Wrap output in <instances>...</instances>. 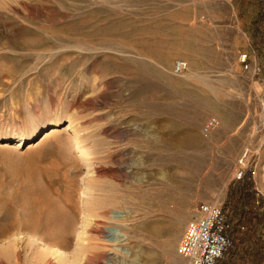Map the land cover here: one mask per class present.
Segmentation results:
<instances>
[{
  "label": "rangeland",
  "instance_id": "1",
  "mask_svg": "<svg viewBox=\"0 0 264 264\" xmlns=\"http://www.w3.org/2000/svg\"><path fill=\"white\" fill-rule=\"evenodd\" d=\"M204 201L227 209L220 264H264V0H0L4 264L85 240L104 264H188L177 244ZM46 213L70 224L63 244L24 229Z\"/></svg>",
  "mask_w": 264,
  "mask_h": 264
},
{
  "label": "built area",
  "instance_id": "2",
  "mask_svg": "<svg viewBox=\"0 0 264 264\" xmlns=\"http://www.w3.org/2000/svg\"><path fill=\"white\" fill-rule=\"evenodd\" d=\"M239 59L244 67L248 66L246 53H240ZM188 67L184 58H176L173 63L175 73H181ZM258 67H255L256 72ZM219 123L217 116H208L201 125V132L213 131ZM252 176L253 168L249 169ZM256 203H259L257 200ZM264 209V203H260ZM231 244L227 230L226 213L221 204L204 201L199 203L192 216L186 222L177 244V253L186 258L188 264H220L225 251Z\"/></svg>",
  "mask_w": 264,
  "mask_h": 264
},
{
  "label": "bare ground",
  "instance_id": "3",
  "mask_svg": "<svg viewBox=\"0 0 264 264\" xmlns=\"http://www.w3.org/2000/svg\"><path fill=\"white\" fill-rule=\"evenodd\" d=\"M71 124H72L71 119H67V125H71ZM49 129H48L49 130L48 132L44 133L43 137H48L52 133L56 132L59 129V124H55L54 126H52ZM76 134H77V131H76ZM79 143H80L81 149L85 153L86 160L90 161L91 157L87 151V148L85 146L84 141L82 139H80ZM20 144H21V141L19 140L15 146H19ZM31 145L32 144L29 143L28 147L29 146L31 147ZM15 146L13 145L14 148H15ZM56 212H58V211H56ZM49 215H50V213H48V214L46 213L45 217L41 221H39L37 225H33V222H31V223L26 222L23 225V227H24V229H27L28 232H30L28 234L30 237H34L35 231H38L40 229V227L42 229L44 228L45 232H47V233H45L46 235L51 234V235H55V236L59 237L60 243L63 244V242L65 240H67L66 237L70 233L71 226L68 223L67 219L64 218L62 214L61 215L58 214L59 216L57 215L58 217H56V219H54V220L51 219V217H50V219H48ZM53 215H54V213H53ZM112 216L115 217V216H117V214L112 213ZM15 226H16L15 223H12L10 228L13 229ZM84 228H85V231H87V232L89 230H92V229L96 230L89 223H88V225L84 226ZM5 231H6V229H4V228L0 229V236L3 235L5 233ZM78 237H80V238L86 237L88 239L90 238L89 234H84V232L80 233ZM119 240H121V239H119ZM29 242H31V241H29ZM81 242L83 243V239L81 240ZM93 242H94V244H99V242H97V241L85 240L84 246L78 247L76 252L71 256H67V255L65 256V255H62L61 253L57 252L58 254L55 255L56 257L52 258L50 253L48 254V253L44 252L40 255L41 257H39V259L36 256L37 261L34 260L33 258L31 259V257H29V260L27 261L29 263H27V264H37V263L38 264H104L103 260H107V258H106V256H104V254L98 248H96L94 246ZM15 244H14V246L17 248V245H15ZM15 250H16V254H19L18 249H15ZM53 253H55V252L53 251ZM3 254H5V253H3ZM0 264H4L1 257H0Z\"/></svg>",
  "mask_w": 264,
  "mask_h": 264
},
{
  "label": "crops",
  "instance_id": "4",
  "mask_svg": "<svg viewBox=\"0 0 264 264\" xmlns=\"http://www.w3.org/2000/svg\"><path fill=\"white\" fill-rule=\"evenodd\" d=\"M239 174H242V173H239ZM257 201V199H255V202ZM256 204V203H255ZM221 206H222V208H223V210H224V212L226 213V225H227V230L229 229V217H228V214H227V209H226V207L224 206V205H222L221 204ZM239 227V226H238ZM233 232L234 233H232V235H233V237H235V235H237V230H236V227L235 228H233ZM235 241H236V243H238V244H240L241 246H243L244 245V242L246 241V239H245V237L243 238V239H241V242L239 241L238 242V237H236L235 239H234ZM247 241H248V239H247ZM240 255H241V251H233L232 253H231V255H229V256H234V257H240ZM243 256V255H242Z\"/></svg>",
  "mask_w": 264,
  "mask_h": 264
},
{
  "label": "trees",
  "instance_id": "5",
  "mask_svg": "<svg viewBox=\"0 0 264 264\" xmlns=\"http://www.w3.org/2000/svg\"><path fill=\"white\" fill-rule=\"evenodd\" d=\"M250 174H251V173L249 172V176H250V178H252V175H250ZM252 182H253V185H254V181H252ZM254 188H255V186H254ZM238 226H239V228H241V229L244 228V226H243L242 224H241V225L239 224ZM228 248H229V247H228ZM228 248H227V250H228ZM227 250L225 251V253L227 252ZM225 253H224V254H225ZM256 257H257L256 259L259 260V259H260V254H259V253H256ZM243 262H246L245 259H243Z\"/></svg>",
  "mask_w": 264,
  "mask_h": 264
}]
</instances>
